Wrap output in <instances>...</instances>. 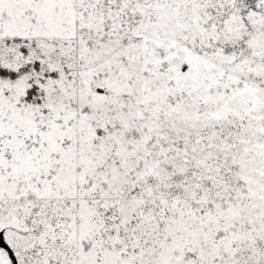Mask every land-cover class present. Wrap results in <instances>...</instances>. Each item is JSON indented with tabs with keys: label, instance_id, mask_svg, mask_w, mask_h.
<instances>
[{
	"label": "snow or ice",
	"instance_id": "6c2138e0",
	"mask_svg": "<svg viewBox=\"0 0 264 264\" xmlns=\"http://www.w3.org/2000/svg\"><path fill=\"white\" fill-rule=\"evenodd\" d=\"M0 264H264V0H0Z\"/></svg>",
	"mask_w": 264,
	"mask_h": 264
}]
</instances>
